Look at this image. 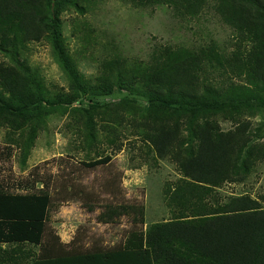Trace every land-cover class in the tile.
<instances>
[{
	"label": "trees",
	"instance_id": "16d2710c",
	"mask_svg": "<svg viewBox=\"0 0 264 264\" xmlns=\"http://www.w3.org/2000/svg\"><path fill=\"white\" fill-rule=\"evenodd\" d=\"M92 1L0 0V52L8 59L0 62V124L17 130L30 128L26 146L31 147L52 113H66L71 104L88 94L110 95L118 86L145 95L149 100L146 120L152 128L149 140L158 156L174 158L184 178L189 179L172 201L191 212L181 211L145 232L133 230L124 245L112 249L95 247L54 256L53 248L44 242L54 204L52 193L45 187L28 193L2 189L0 243L19 247L29 243L41 249L38 254L33 252V257L30 253L11 255L9 260L28 261L24 264H264V193L233 195L222 204L212 200L216 188L226 182H243L264 162V141L255 139L250 121L239 120L235 129L225 132L215 119L218 115L237 119L264 108V0H214L225 22L239 34L235 56L224 58L215 45L197 50L166 47L155 54L149 74L141 75L137 67L130 73L116 60L98 84H91L78 71L63 35L62 14L70 9L84 11L85 4ZM145 1L167 5L183 17L199 15L210 2ZM44 38L51 42L69 78V93L48 95L43 80L22 59L30 42ZM118 67L123 71L116 76ZM219 68L223 74L231 68L241 81L232 76L221 81L207 76L211 69ZM138 77L143 79L142 85ZM181 125L198 139L196 147L183 149ZM111 159L98 157L83 164L94 168ZM105 209L99 219L115 223L132 214L135 207L117 204ZM143 214L142 208L141 222Z\"/></svg>",
	"mask_w": 264,
	"mask_h": 264
},
{
	"label": "rangeland",
	"instance_id": "374dc122",
	"mask_svg": "<svg viewBox=\"0 0 264 264\" xmlns=\"http://www.w3.org/2000/svg\"><path fill=\"white\" fill-rule=\"evenodd\" d=\"M62 20L68 52L91 84H98L116 60L130 73L137 67L141 75L149 74L155 54L166 47L197 50L215 45L224 58L235 56L239 49V34L225 22L214 0L195 17L176 15L167 5L145 0H94L85 4L84 11H65ZM22 59L43 80L48 95L70 92L69 78L48 38L30 42ZM3 60L8 59L0 52V62ZM117 69L116 76L122 74L123 67ZM230 69L227 74L221 68L211 69L207 76L217 81L232 76L241 81ZM142 83L138 77V84ZM148 111L147 96L116 86L110 95L88 94L71 104L66 113H52L31 147L26 146L30 128L17 130L0 124V190L28 193L48 189L54 204L44 240L51 238L53 243L57 233L67 231L74 238L72 243L89 248L100 244L108 250L124 242L133 230L145 232L153 224L171 220L187 211L172 199L189 179L184 178L174 158L158 156L149 140ZM215 119L225 132L235 129L239 120H248L255 139L264 141V108L237 119L223 115ZM180 136L183 149L196 147L198 139L186 125H181ZM106 156L112 158L108 164L94 168L83 164ZM246 193L254 197L264 193V162L243 182H226L216 188L212 200L222 204L230 196ZM117 204L134 206V212L115 223L99 219L107 205ZM142 208L143 222L139 215ZM19 248L7 246V264L28 262L9 260L10 253Z\"/></svg>",
	"mask_w": 264,
	"mask_h": 264
},
{
	"label": "crops",
	"instance_id": "0c3cea01",
	"mask_svg": "<svg viewBox=\"0 0 264 264\" xmlns=\"http://www.w3.org/2000/svg\"><path fill=\"white\" fill-rule=\"evenodd\" d=\"M51 213V212H50ZM50 222V216L46 222V228H45V232H44V239H45V236H46V233L48 231V223ZM58 236V241L57 243H59L56 247L54 246V243H53V240L50 238L48 241L44 240L45 243H49L50 244V249L52 250L53 248V255L55 256L56 253L59 254L60 252H66L68 253L69 250H75L74 248H78L77 250H80V251H88V250H92L94 249L95 247H101L100 244H96L92 247H84L82 246V244H76L75 243H72L74 241V238L71 236V233H68L67 231H64V233H57ZM129 236V233L125 239V241L127 240ZM125 241L124 242H120L117 246H121L122 244L124 245L125 244ZM8 245H12L10 243H7V242H1L0 243V248H3V251L0 250V264H7V256L8 254H6L5 250L7 248ZM16 245V244H14ZM52 246V247H51ZM37 246L33 245V244H29V243H25V244H22L19 248V251L17 253H10V256L13 255L15 257H22L24 255H27L28 253H30V257L34 256V254H38L40 253L41 249L39 247V252H38V248H36ZM55 247V248H54ZM11 250V249H10ZM29 251V252H28ZM33 252H35L33 254Z\"/></svg>",
	"mask_w": 264,
	"mask_h": 264
}]
</instances>
